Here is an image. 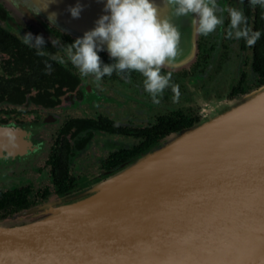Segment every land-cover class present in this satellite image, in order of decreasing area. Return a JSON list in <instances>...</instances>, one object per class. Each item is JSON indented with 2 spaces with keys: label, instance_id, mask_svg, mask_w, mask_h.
<instances>
[{
  "label": "water",
  "instance_id": "95a60500",
  "mask_svg": "<svg viewBox=\"0 0 264 264\" xmlns=\"http://www.w3.org/2000/svg\"><path fill=\"white\" fill-rule=\"evenodd\" d=\"M106 2L0 0V5L11 6L26 24L42 30L40 25L48 23L76 40L110 14ZM153 2L181 33L175 61L163 68H184L195 54L191 18L172 16L164 0ZM78 4L80 15L73 18L69 9ZM53 14L55 22H49ZM103 48L109 55L106 43ZM260 86L217 118L170 134L102 172L99 177L106 181L50 196L12 215L29 222L0 227V264H264V139L245 143L248 137L241 138L226 149L146 176L263 118ZM127 170L124 178H116Z\"/></svg>",
  "mask_w": 264,
  "mask_h": 264
},
{
  "label": "rangeland",
  "instance_id": "374dc122",
  "mask_svg": "<svg viewBox=\"0 0 264 264\" xmlns=\"http://www.w3.org/2000/svg\"><path fill=\"white\" fill-rule=\"evenodd\" d=\"M239 0H217L221 7H237ZM56 2V1H55ZM8 10L12 17L11 6ZM227 13H224V20ZM14 20V19H12ZM16 24L22 26H30L33 31L31 33L43 34L42 31L35 26L26 24L15 18ZM47 26L46 23H44ZM20 30V29H19ZM18 31H16L17 35ZM223 28H218L215 32L208 36H202L196 33L195 54L192 62L179 70H169L162 68V74L172 73L171 84L178 85L180 96L178 100H174V92L171 87L164 90L163 94L158 97L160 103H153L150 93L145 90L144 77L142 74L135 77L117 76L109 78L106 75L99 80L101 89L97 92L100 100H97V106L93 103V94L90 93L88 80L92 75L82 76L85 80L86 95L83 102L77 106V112L71 111L70 114L94 116L98 113L108 114L116 122L129 125H143L159 114H166L171 110L178 108H186L199 115L201 122H208L217 118L228 106L239 102L243 98L249 97L261 86L257 83L255 76L250 72L249 60L250 52H241L239 49V39H231L225 42L222 39ZM27 33V32H26ZM63 34V33H62ZM22 36V35H21ZM44 36L53 41V39L45 33ZM23 37V36H22ZM49 41V42H50ZM60 45V49L56 46V51L51 52L53 55L60 56L63 63L74 71L80 70L71 62L65 45ZM65 46V47H64ZM81 73V72H80ZM83 75V74H82ZM244 76V83L238 85L240 78ZM239 86L240 90L236 91ZM234 88L235 92L230 93ZM71 100V99H70ZM94 105V107H90ZM75 106V104H74ZM5 106H0V109ZM8 108V107H6ZM63 108V107H62ZM62 108L53 111L52 115L57 119L64 117ZM22 108H15L21 110ZM24 110H31L32 106L27 105ZM68 111V110H66ZM43 112V111H38ZM107 116V115H106ZM83 117V116H78ZM29 118L25 117V125L32 124ZM50 122H37V124L26 126V135L18 138L19 141L27 144L29 148L25 151V158L31 157V161L15 165L10 170L3 171L4 177L0 182V190L9 189L10 184L27 185L31 184L33 188L37 186H46L49 182L48 169L44 165L46 159V151L52 141L53 134L57 125ZM19 127V126H18ZM17 127L11 126V129ZM179 138L176 137V139ZM121 141L110 139L102 134L95 135L89 147L80 154H77L70 165V170L77 176L87 177L89 181L92 178L101 176L100 162L107 155L109 150ZM131 144L132 142H126ZM174 143V142H173ZM21 159V158H20ZM143 160L138 162L141 165ZM2 168V169H4ZM8 171V172H7ZM127 171H123L116 175V178L125 177ZM102 182L106 181L104 177L98 178ZM99 181V180H98ZM29 222V218L7 217L0 220V227L9 228L23 225Z\"/></svg>",
  "mask_w": 264,
  "mask_h": 264
},
{
  "label": "clouds",
  "instance_id": "9594fccd",
  "mask_svg": "<svg viewBox=\"0 0 264 264\" xmlns=\"http://www.w3.org/2000/svg\"><path fill=\"white\" fill-rule=\"evenodd\" d=\"M252 6L264 8V0H250ZM164 5L175 17H190L196 33L208 36L224 26V13L229 25L226 30L228 39H244L253 46L260 39L261 32L248 26V19L242 9L221 7L217 0H164ZM73 18H78L81 6L70 8ZM103 15L93 30L86 32L69 45L68 55L80 72L92 75L99 81L105 75L111 76L124 72H138L144 77L145 90L150 93L153 103L159 104L160 97L168 87L174 92V100L180 96L179 86L171 84L172 73L162 74L166 64L175 61L179 51L181 33L167 15L162 16L160 8L153 0H107ZM195 15V18L193 17ZM55 14L48 17L55 22ZM23 43L43 55L45 45L43 36L31 32L23 34ZM54 43V41H52ZM114 62L104 64L100 55L103 45ZM50 72L51 65L46 64Z\"/></svg>",
  "mask_w": 264,
  "mask_h": 264
},
{
  "label": "flooded vegetation",
  "instance_id": "af4514ba",
  "mask_svg": "<svg viewBox=\"0 0 264 264\" xmlns=\"http://www.w3.org/2000/svg\"><path fill=\"white\" fill-rule=\"evenodd\" d=\"M2 7V6H1ZM3 8V7H2ZM238 8L242 9L245 16L248 19V26L251 27L253 26V18H254V7L250 4V0H239L238 1ZM6 11V10H5ZM12 19L15 20V18L12 17ZM10 18V14L8 11H6V18L4 21H0V28H2L3 30H5L6 32H8L11 36H13L16 40L20 41L21 43H23L22 40V36L24 33L26 32H30L33 31V29L30 26H22L16 24V22L14 20H12ZM47 26H45V24H41V31L43 34H35L36 35H40L43 36L44 40H45V45L42 48V52H43V56H45L46 58L52 59V60H57L58 62H60V64L62 65V67L64 69H66L70 74H72L73 76L76 77V79L78 80V84L76 85L75 89L71 92H67L64 93L62 96H60L58 102L52 106H43V105H39L34 103L31 100V96L28 95L26 96L25 100L21 103V104H13V103H9L6 101H2L0 102V106H5V108L0 109V131H5V132H9L7 134H3L4 138L6 139H13L15 141V146H13L12 148H9V150H5L2 149L0 150V182L1 179L4 177L3 175V171L6 170H10L9 172H11V170L13 169L12 167H14L15 165H20L22 163H26L27 161H31V157H27L25 158L24 154L25 151L29 148V146L25 143H23L22 141H19L18 138H21L23 136L26 135V126L27 128L30 125H34L37 124V122H50V123H55V125H57L54 133L53 134V138L51 143L49 144L47 151H46V159L44 162V165L47 167L48 169V176H49V182L48 185L46 186H37L36 188H33V186H31V184H27V185H18V182L16 184H10L9 185V189L6 190H0V194L1 193H7V192H11L13 190H18L20 191V195L22 194L24 196L25 201L30 202V204L33 203H39L41 202V195H43L45 192H47L48 194H52L54 192V189L57 187V183L58 181L53 177L52 173L53 170L51 169L50 165L48 164V157L50 155V149L51 146L54 142V140L57 138V134L60 132V130L62 129V127L70 120H80V119H89L92 121L97 122L99 119H105L110 123V127L111 128H115V129H124L126 130V132H110L111 128H108L107 131H103V130H86L83 132L78 133L71 141H70V150L69 152L71 153V155L68 157L67 161H66V165H67V175L69 177H71L72 179H74V186L73 188L78 189L81 184L85 183L87 181V177H80L77 176L76 174H74L73 171L70 170V165L71 162L73 161V158L77 155L82 153L83 151H85L89 145L91 144V141L93 140V137L95 135L98 134H102L105 135L107 137H110V139H115V140H119L121 142H119V145H116L115 147L111 148L109 150V152L107 153V155L101 160L100 162V170L101 173L102 172H106L109 170H106L107 165L113 160V156L115 155H129V153H131L132 151H135L140 145H142V143L145 140H149L150 139H155V138H160V132L168 129L170 130L172 125H170L171 123L177 124V123H184L187 121H193L195 120H200L199 115H197L196 113L192 112L189 109L186 108H178V109H174L169 111L166 114H159L156 115L155 117H153L150 121H148L147 123L143 124V125H129L127 123L125 124H121L116 122L113 118H111L108 114L103 115L101 112L98 114H95L94 116H84V115H75V114H70L69 112L74 111L77 112V106L79 105V103L83 102L85 99V95H86V90H85V80L83 79L82 73H80L79 71H74L73 69L69 68L67 65H65L62 61V59L60 58V56H56L53 55L51 52H55L56 50V46L57 48L60 49V43L63 47V45H65L66 47L69 48L70 43L65 39V34L60 33V31L56 28H54L53 26H51L50 24L46 23ZM229 25V18L228 15H226V18L224 20V26H223V30H222V39L225 42H230L231 39H228L226 37V30L228 28ZM20 29V30H19ZM18 34L21 35H17L16 31H18ZM47 33L54 41V43H52V41H50L49 39H47L44 34ZM34 34V33H32ZM69 39H71L69 36H67ZM74 40V39H71ZM50 41V42H49ZM24 44V43H23ZM245 46L242 47V39H239V49L241 52H245V51H249L250 52V62H249V69L250 72L255 76L257 83L260 85L259 82V78L257 76L256 73H254L252 71L251 68V63H252V51H251V46H248L247 43L245 42L244 44ZM64 46V47H65ZM33 48V47H31ZM35 49V48H33ZM36 50V49H35ZM37 51V50H36ZM103 61L104 64H109L114 62L112 60V58H110L109 55H107L106 53L100 51L98 53ZM128 76V77H135V76H139L140 73L138 72H124V73H120L117 74L116 72H113V74L111 76L106 75L109 78H115L117 76ZM244 83V76L242 75V77L240 78V80L238 81V85H242ZM88 85L90 87V93L93 94V103H95V105L97 106V100H100L99 96H98V91L101 89V85L100 82L97 81L94 77H91L90 80H88ZM237 86L236 87V91L240 90V87ZM235 90L234 88H232L230 90V93H234ZM71 99V100H70ZM75 104V106H74ZM27 105L32 106L31 110H24L23 108H25ZM8 107V108H6ZM63 107V108H62ZM91 108L94 107V105L90 106ZM15 108H22L21 110H15ZM62 108V111L64 110V117L61 119H57L56 117H54L52 115L53 111L58 110ZM43 111V112H38V111ZM68 110V111H66ZM78 116H83V117H78ZM27 117L30 120L27 121H33L32 124L30 125H25L26 121H24V118ZM11 126L13 127H17V128H13L11 129ZM19 126V127H18ZM29 129V128H28ZM25 130V131H24ZM10 133L13 135H10ZM171 134V133H169ZM1 133H0V138H1ZM82 139H86L84 145L80 148V149H76L74 146V142L78 141V140H82ZM131 141V144H127L126 142ZM21 158V159H20ZM6 167V168H4ZM4 168V169H2ZM12 168V169H11ZM8 172V171H7ZM100 178V177H99ZM94 181H98L100 179L98 178H92ZM28 190V191H26ZM46 195V194H44ZM12 213H8L7 211L0 209V220L1 219H5L7 217H11Z\"/></svg>",
  "mask_w": 264,
  "mask_h": 264
},
{
  "label": "trees",
  "instance_id": "16d2710c",
  "mask_svg": "<svg viewBox=\"0 0 264 264\" xmlns=\"http://www.w3.org/2000/svg\"><path fill=\"white\" fill-rule=\"evenodd\" d=\"M254 7L253 31H260L261 37L251 46L252 63L251 68L259 78L260 85L264 84V8L260 5ZM6 18V11L0 6V21ZM65 39L71 44L75 40ZM242 39V47L245 45ZM46 64L51 65V71L46 70ZM78 84L75 76L70 74L62 67L60 62L38 55L37 51L20 41L16 40L8 32L0 28V102L6 101L13 104H21L26 96L30 95L31 100L39 105L52 106L56 104L64 93L71 92ZM199 120L187 121L184 123H171V129H165L160 132L159 137L145 140L135 151L129 155H115L113 160L107 165L106 170H111L118 165L128 162L151 147L157 145L166 136L177 133L183 129L191 127ZM110 123L105 119H99L97 122L89 119L70 120L57 134L54 140L48 164L53 170V177L58 181L53 195L59 196L69 191H76L84 186H88L94 180H87L81 184L78 189L73 188L74 179L67 175L66 161L71 155L70 141L80 132L86 130H103L107 131ZM126 132L124 129L111 128L110 132ZM86 139L74 142L76 149H80ZM28 191V190H26ZM20 191L13 190L0 194V209L7 211L9 214H16L20 211L27 210L30 207L46 201L52 194L41 195V202L30 204L25 201L24 196L19 194Z\"/></svg>",
  "mask_w": 264,
  "mask_h": 264
},
{
  "label": "bare ground",
  "instance_id": "6f19581e",
  "mask_svg": "<svg viewBox=\"0 0 264 264\" xmlns=\"http://www.w3.org/2000/svg\"><path fill=\"white\" fill-rule=\"evenodd\" d=\"M0 133L2 134L0 138V150L5 149L8 151L9 148H12L13 146H15L14 144L15 141L13 139L4 138L3 134H7L9 132L0 131ZM10 135H13V133L12 134L10 133ZM241 138L242 139L247 138L245 140H242L245 143H251L254 140L264 139V117L261 119L252 121L248 124H245L244 126L238 128V130L236 129L235 131H233L226 137L220 139L219 141L202 144L196 149L193 148L194 150L193 149H191L192 151L189 150V152L191 151L190 153L188 152L186 154H182L183 156L180 155L177 158L172 159L170 162L165 164V166H163L164 168L162 167L158 171L152 170L151 172H149L151 174H147L146 176L155 174V172L163 171L166 168H171L173 166L175 167L179 165L181 162L187 163L193 160L200 159L206 156L209 152L217 150V148L226 149L228 146H230V144L237 142V140Z\"/></svg>",
  "mask_w": 264,
  "mask_h": 264
},
{
  "label": "crops",
  "instance_id": "0c3cea01",
  "mask_svg": "<svg viewBox=\"0 0 264 264\" xmlns=\"http://www.w3.org/2000/svg\"><path fill=\"white\" fill-rule=\"evenodd\" d=\"M0 6H2V5H0ZM4 9H6L4 6H2ZM7 10V9H6ZM8 11V10H7ZM9 12V11H8ZM9 14H10V12H9ZM10 17H11V15H10Z\"/></svg>",
  "mask_w": 264,
  "mask_h": 264
}]
</instances>
